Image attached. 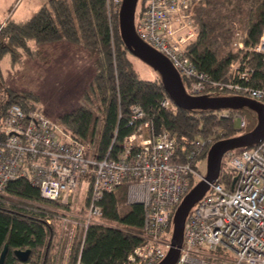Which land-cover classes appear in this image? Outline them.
Wrapping results in <instances>:
<instances>
[{
	"label": "built area",
	"instance_id": "1",
	"mask_svg": "<svg viewBox=\"0 0 264 264\" xmlns=\"http://www.w3.org/2000/svg\"><path fill=\"white\" fill-rule=\"evenodd\" d=\"M202 1L148 0L143 15H136V32L170 59L190 95L205 96L214 89L264 104V90L250 85L254 71L245 65L233 64L237 79L228 82L214 81L194 65L189 46L200 32L194 17ZM122 3L106 0L110 18L119 15ZM235 46L245 48L242 39ZM251 51L264 59V32ZM162 106L170 108L171 100L165 99ZM131 112L129 126L138 124L134 133L124 138L116 158L110 151L99 159L90 158L87 145L61 123L13 104L0 128V195L10 182L29 179L44 200L70 205L81 190L80 180L90 177L83 218H63L64 227L83 228L85 233L102 216L104 196L126 185V203L143 207L144 225L142 243L125 264H160L172 247L169 233L177 208L205 177L199 169L207 141L157 132L140 106ZM223 165L232 175L230 187L221 182V171L189 212L177 264H264V140L239 155L227 152Z\"/></svg>",
	"mask_w": 264,
	"mask_h": 264
},
{
	"label": "trees",
	"instance_id": "2",
	"mask_svg": "<svg viewBox=\"0 0 264 264\" xmlns=\"http://www.w3.org/2000/svg\"><path fill=\"white\" fill-rule=\"evenodd\" d=\"M147 3L148 0L140 1L138 16L146 11ZM194 21L200 32L189 51L198 70L214 81L228 82L237 79L232 65L240 63L254 71L250 85L264 90L263 56L251 51L264 32V0H204L195 9ZM236 22L244 24L245 48L233 51L230 46ZM64 41L84 50L93 62L95 77L91 87L103 124L97 134L99 119L87 107L65 113L59 123L84 142L88 150L96 148L99 159L110 151V157L116 158L124 138L134 133L138 124L129 126V123L135 105L145 111L146 119L152 121L157 132L168 131L201 142L213 137V144L234 137V115L240 109L188 111L176 107L172 101L170 108L162 106L169 96L161 79L158 83L136 74L129 58L131 53L120 37L119 15L109 17L106 0H48L31 18L21 21L8 18L0 23V128L13 104L27 112L37 110V97L32 92L20 93L4 86L2 58L10 53L12 66L16 67L23 62L24 55L36 59L41 57L44 46ZM216 92L221 91L211 89L205 96L212 97ZM85 97L93 101L89 93ZM209 149L201 159L207 157ZM231 176L229 172L221 176L227 188ZM126 200V185L104 196L102 216L85 233L80 229L79 238L71 246L68 264L126 263L129 254L142 243L144 225L143 207H130ZM68 212L70 205L44 200L29 179L10 182L0 195V256L5 245L9 246L4 264H54V259L63 253L62 226ZM17 250H31L29 259L20 261L15 255Z\"/></svg>",
	"mask_w": 264,
	"mask_h": 264
},
{
	"label": "rangeland",
	"instance_id": "3",
	"mask_svg": "<svg viewBox=\"0 0 264 264\" xmlns=\"http://www.w3.org/2000/svg\"><path fill=\"white\" fill-rule=\"evenodd\" d=\"M141 1V0H140ZM224 1V0H219ZM48 0H0V23L8 18L13 20H24L34 16ZM140 5V2H139ZM13 10L10 12L11 8ZM235 34L230 49L239 50L235 43L241 41L244 37L245 28L243 23L235 25ZM64 43V42H58ZM66 43V42H65ZM62 45V44H59ZM67 45H69L67 43ZM46 45L41 51V57L29 58L23 56V62L16 67L12 66V56L7 53L1 61L3 71L4 86L13 89L16 92H32L36 97L37 110L52 122H59V118L67 112L79 107H87L92 110L99 119L97 125V134L102 129L103 118L98 110V101L93 96L91 84L94 81L93 62L84 50L76 48H59L55 51ZM56 49V48H55ZM134 71L143 80H155L160 82V74L142 62L132 54L129 56ZM240 65V63H237ZM244 65V64H243ZM86 93L92 97V102L86 100ZM211 98H233L247 96L238 95L229 91L216 92L211 94ZM253 100V99H251ZM261 103V101H257ZM227 111V110H225ZM225 115H230L225 113ZM242 118L246 121V129L241 128ZM258 125L257 113L249 108H242L239 113L234 115L235 135L232 138H238L252 132ZM220 132V131H219ZM98 139V137H97ZM205 150L213 145V137L207 138ZM243 147L233 150L235 155H239ZM91 151V152H90ZM89 157L96 156V148L89 150ZM205 152V151H204ZM202 175L207 173V157L202 158L200 169ZM229 169L223 165L222 174ZM198 183V182H197ZM81 190L76 193L70 204L71 212H68L70 218L80 220L83 218V206H85L87 193L90 189V177L80 180ZM125 211L123 207L120 208ZM172 226L169 236L173 234ZM62 240L60 245L63 247V253L54 259V264H68L70 249L75 239L79 238L80 229L73 231L71 225L62 226Z\"/></svg>",
	"mask_w": 264,
	"mask_h": 264
},
{
	"label": "water",
	"instance_id": "4",
	"mask_svg": "<svg viewBox=\"0 0 264 264\" xmlns=\"http://www.w3.org/2000/svg\"><path fill=\"white\" fill-rule=\"evenodd\" d=\"M140 0H123L119 12L120 37L127 50L149 67L160 74L161 83L176 107L194 110H239L249 108L257 113L258 125L250 133L238 138H229L215 142L207 153V173L204 179L195 185L184 197L173 217L172 247L166 258L160 264H177L184 240V227L189 212L206 195L210 185L218 181L223 158L227 152L241 147H253L264 140V104L244 97L211 98L208 96L190 95L183 83L182 77L173 63L165 55L151 47L136 32L135 20ZM236 180V179H235ZM9 246L5 245L0 264L5 263ZM15 255L20 261L26 262L31 250H17Z\"/></svg>",
	"mask_w": 264,
	"mask_h": 264
},
{
	"label": "crops",
	"instance_id": "5",
	"mask_svg": "<svg viewBox=\"0 0 264 264\" xmlns=\"http://www.w3.org/2000/svg\"><path fill=\"white\" fill-rule=\"evenodd\" d=\"M13 8H14V7L11 8L10 12L13 10ZM27 19H28V18H27ZM24 20H25V19H24ZM17 21H21V20H17ZM67 43H68V42L65 43V41H64V43H54V44H50V45H49V46H51V47H46V48H48V49H49V48H52L51 50L54 49L55 51H58L59 48H64V47H65V48H69V49H71V50H75V49H76V48L73 47L72 44L68 43L69 45H67ZM59 44H62V45H59ZM55 48H56V49H55ZM76 50H77V49H76ZM42 51H44V50H42ZM87 55H88V54H87ZM88 57H89V55H88Z\"/></svg>",
	"mask_w": 264,
	"mask_h": 264
}]
</instances>
